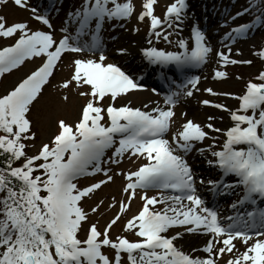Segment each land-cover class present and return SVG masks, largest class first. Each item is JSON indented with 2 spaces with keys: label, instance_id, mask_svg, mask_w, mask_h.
Wrapping results in <instances>:
<instances>
[{
  "label": "snow or ice",
  "instance_id": "6c2138e0",
  "mask_svg": "<svg viewBox=\"0 0 264 264\" xmlns=\"http://www.w3.org/2000/svg\"><path fill=\"white\" fill-rule=\"evenodd\" d=\"M26 2L14 0L21 8ZM154 2L143 0L137 19L142 21L147 17L150 36L156 41L163 37L167 43H174L176 50L152 46L149 39L148 46L140 49L141 58L153 69L164 72L174 66L185 75L175 90L164 94L163 107L157 105L149 110L132 107L130 102L116 106L118 98L144 85L115 62L105 63L103 26L114 19H130L135 12L131 0H81L79 6L66 12L59 37L53 35L56 29L49 16L38 13L35 8L31 9L33 18L49 31L32 30L27 22L7 25L0 17V37L15 36L14 43L0 48V73L16 69L32 58L42 61L10 90L0 94V157H4L0 160V264H122L123 256L127 264H218L224 255L229 257L224 264H264V70L255 78L258 82H246L242 94H223L237 99L238 108L228 109L209 100L200 102L228 111L231 126L223 130L216 128L213 116L203 126L185 119L179 130L172 131L170 139L166 138L176 122L175 105L181 97H191L194 91H199L200 77L188 73L210 60L212 48L196 21L190 27L189 38L179 37L174 42L169 39L178 35L190 18L187 0L169 3L163 20L154 14ZM55 3L56 0H51L46 11L50 12ZM262 5L264 0H249L246 7L233 15L232 19L238 18L253 9L260 13L252 22L234 26L224 34L221 39L228 40L224 45L227 51L215 52L218 64H251L250 60L230 59V44L247 36L254 24L264 22ZM69 26L73 32L68 31ZM116 27L112 24L113 30ZM84 36H90V42H82ZM85 51L93 53V57L79 56ZM127 53V48L116 49L117 55ZM62 54L70 56L72 71L59 87L73 88L88 99L81 106L74 125L58 121V131L50 141L42 143L35 154L28 155L25 142L35 139L29 113L51 82ZM253 55L264 60V47ZM213 74L214 78L227 75L216 69ZM80 88L86 91H79ZM204 91L217 95L211 88ZM153 92L159 94L155 88ZM63 99L68 97L65 95ZM106 99L111 101L107 105L103 103ZM105 115L107 124L103 123ZM205 128L223 132L225 138L219 148L215 139L209 146L196 148L197 143L208 137ZM109 149L114 151L104 160ZM194 149L201 156L210 153L213 159H206V165L215 168L219 178L209 179L205 185L204 179L196 176L186 159ZM125 154L146 161L135 171L124 174L127 183L123 191L129 201L136 189L145 190L141 195L142 207L123 226L138 237L131 241L124 236L115 239L110 236V229L129 205L121 203L120 211L103 231L95 223H89L88 212L81 206L83 198L112 180L102 165L116 164L119 162L116 158ZM100 172L106 180L85 187L75 183L79 177ZM229 176L235 179L228 180ZM197 183L206 186L216 201L215 207L206 206L197 191ZM148 189L159 191L155 196H148ZM233 194L237 198L228 205L232 214L221 216L220 197ZM158 204L163 207L156 209ZM96 211L97 207L91 208L93 214ZM176 226H181L182 231L166 235ZM81 229L85 231L83 239L79 238ZM185 234L209 237L202 247L192 249V252L202 251L205 256L190 255L177 246L176 241ZM253 236L257 237L254 241ZM235 240L245 245L243 252H236ZM104 247L113 250L111 258L103 253Z\"/></svg>",
  "mask_w": 264,
  "mask_h": 264
},
{
  "label": "rangeland",
  "instance_id": "374dc122",
  "mask_svg": "<svg viewBox=\"0 0 264 264\" xmlns=\"http://www.w3.org/2000/svg\"><path fill=\"white\" fill-rule=\"evenodd\" d=\"M38 0H27L26 6L21 8L14 3V0H0V17L4 18V21L7 25H11L15 22H27V25L32 30H44L49 31L46 26L40 24L37 20L33 18V12L31 9L35 8V4ZM206 0H187L188 2V13L190 18L187 19L183 24L182 31L178 35H172L169 37L171 41L177 40L179 37L189 38L190 27L193 24V21H196L192 17L194 12L193 5L198 2L201 3L199 8L201 9ZM209 4L205 6H212V16H216L214 23L207 22V29H205L206 38L209 45L212 48V57L210 60L200 69L197 73L193 75H198L199 80V91H194L193 96L191 97H181L180 102L175 105L174 110L176 113V122L172 126V130L167 134L166 138L171 137L172 131H178L180 125L184 122L185 119H192L195 123L200 125L207 124L208 117H215L212 123L216 128L226 129L231 126L232 122L229 118V112L217 109L211 105H203L200 102L203 100L212 101L213 104L219 103L226 106L228 109L238 108L239 101L232 96L223 95L224 93L232 94H242L244 86L247 81L255 80L258 73L261 70H264V60H262L258 55H253L255 51L260 49L263 40L262 29L254 24L253 27L249 30L247 36L238 38L234 40L231 44V54L230 59H235L237 61L250 60L251 64L245 63H228L225 65L218 64L217 58L215 57L216 51H227V48L224 47L225 44H228L227 39H221L224 37L225 33H229L230 30L237 25L251 22L247 20L246 16L243 15L238 18L232 19L233 15L239 11L241 8L240 0H207ZM118 2H125V0H118ZM135 6V12L130 19H121L119 21L113 20L111 24L105 23L103 26L102 39L103 44L106 47V60L105 63L115 62L123 70L128 72L129 75L136 78V76L143 70L146 66L142 68V54L140 49L142 47L148 46V40H152V46L166 49V50H176L175 44L167 43L163 37L159 41H156L155 37H151L149 33V20L146 17L145 19L138 20L137 15L142 10L141 5L143 0H131ZM173 2V0H155L154 2V14L160 17L163 20L164 11L166 6ZM81 0H59L56 8H59V13H56V10L52 12V26L56 31L53 33L54 36L59 37L62 33L59 29L63 26V21L65 14L69 9H74L79 6ZM111 6V5H109ZM38 12V11H37ZM112 24H116L117 27L113 30ZM198 24H200L198 22ZM119 25H123L122 27ZM135 29V31L133 30ZM69 32H73V27L69 26ZM166 31H171V29H166ZM115 37V39H113ZM15 36L12 38L0 37V48L9 46L14 43ZM90 36H84L83 41L90 42ZM142 46L140 47V44ZM133 47L132 52L129 51V47ZM191 46V41L189 40V47ZM119 47H124L128 49L127 55H117L116 49ZM237 49H239L240 54L237 55ZM63 55V54H62ZM93 53L85 51L79 54L82 58H92ZM99 53H96L95 56L98 57ZM131 58L141 59L138 61L131 62ZM70 56L63 55L62 61H58V67L55 70L54 76L51 77V82L44 87L42 95L39 96V99L35 101L32 105L31 112L29 113V119L32 121V131L35 133V139L26 141L25 143L28 147L25 149L28 155L35 154L42 143H48L57 130V122L64 120L68 124L74 125L79 118V113L81 106L86 102L88 97H81L78 94V91L70 88L68 90L61 89L59 84L70 76L72 67L69 64ZM40 58H32L25 61L22 65L18 66L16 69H13L6 73H1L0 78V94H4L7 90H10L20 79L27 73L32 70H35L36 67L41 63ZM220 70L226 72V77L224 78H214L213 70ZM139 77V75H138ZM239 77V79L237 78ZM206 88H211L213 92L217 95H211L204 91ZM79 91H86L84 88H80ZM67 96L68 99L64 100L63 97ZM163 98L161 93L156 95L154 92L149 90H131L128 94H125L117 99L115 102L116 106L122 104H128L130 106L139 107L142 110H149L152 107L157 105H163ZM111 102L109 99L104 100V104L107 105ZM147 105V109H145ZM182 113H186V117L182 116ZM103 123L107 124V118ZM208 133V137L204 139L202 143H197L196 148L206 147L213 143V139L216 142V148H219L224 140L223 132H215L204 129ZM213 148L212 150H216ZM114 149H109L106 151L104 160L112 155ZM119 162L116 164H103L102 167L108 169L107 175L112 176V180L103 184L98 190L91 194L87 198H83L81 206L86 212H88L89 223H95L98 230L103 231L107 223L120 211V204L124 203L129 205L124 212L120 214V219L117 223L110 229L111 238L115 239L118 236H124L127 239L136 240L135 233L133 231H126L124 229V224L127 219L131 218L133 215H136L140 208L143 205L141 200V195L144 194L145 190L136 189L133 198L129 201L127 199V194L123 191L127 180L125 178V173L130 171H135L141 163L144 161L141 158L135 156H129L125 154L123 157L116 158ZM187 161L194 166L200 167L197 168L194 173L196 175H205L208 176L207 182L209 179H213L211 176L215 172V168H210L206 165V159H213L209 152H205L203 156L196 154L195 149L188 154L186 157ZM192 161V162H191ZM202 167V169H201ZM212 170V171H211ZM120 173V174H117ZM80 178V177H79ZM77 179L78 187H85L91 183H95L99 180H106V176L103 172L96 173L91 176H85L84 178ZM159 190L158 189H148L146 194L148 196H155ZM200 192V191H199ZM198 192V193H199ZM239 193V190H237ZM170 194V193H167ZM201 197L207 202V195L199 193ZM237 196V195H236ZM235 200L233 196L230 199V202ZM109 205H112L109 207ZM92 207H97L96 213L91 212ZM151 207V206H150ZM162 204L155 206L156 209L162 208ZM222 216V215H221ZM85 228L87 225L84 226ZM177 231H182L181 226L172 227L166 235L171 236ZM195 236V241H189L184 246V243L181 241L187 236ZM85 237L84 229H81L79 232V238L83 239ZM209 237L203 234H185L182 239L176 241L177 246L182 247V250L186 253H189L193 256H199L202 251L192 252L193 248L199 249L202 247ZM257 237L253 236V241ZM222 239V237H221ZM198 246H193V245ZM235 250L236 252H243L245 250V245L240 240H235ZM185 248H184V247ZM103 253L109 256L110 258L114 255L112 249L104 247L102 249ZM229 257L224 255L222 259L218 261V264H224L225 260ZM122 264H127L126 256L122 257Z\"/></svg>",
  "mask_w": 264,
  "mask_h": 264
},
{
  "label": "bare ground",
  "instance_id": "6f19581e",
  "mask_svg": "<svg viewBox=\"0 0 264 264\" xmlns=\"http://www.w3.org/2000/svg\"><path fill=\"white\" fill-rule=\"evenodd\" d=\"M142 46V43L140 44V47ZM134 50V48L131 46V47H129V51L130 52H132ZM141 59H136V60H134V58H131V62H133V61H140ZM144 63V62H143ZM147 68H150V66L149 67H147ZM233 196V195H232ZM228 196H222V197H220V199H219V201L218 202H221V204L223 203V201H225L226 200V198H227ZM195 239H196V237L195 236H187L186 238H184V239H182L181 241L184 243V246L186 245V243H189V241H195ZM178 243H179V240H178ZM179 244H181V243H179ZM183 246V247H184ZM193 246H198L197 244L196 245H193ZM185 248V247H184ZM199 256H201V257H203V256H205L203 253L201 254L200 253V255Z\"/></svg>",
  "mask_w": 264,
  "mask_h": 264
},
{
  "label": "trees",
  "instance_id": "16d2710c",
  "mask_svg": "<svg viewBox=\"0 0 264 264\" xmlns=\"http://www.w3.org/2000/svg\"><path fill=\"white\" fill-rule=\"evenodd\" d=\"M244 2H245V6H247L248 3H249V0H244ZM261 7H264V5H262ZM258 15H260V13L258 11H256L255 9H253L252 12H250L249 14H247V16H248V18L250 20H254ZM259 24L261 26H263V28H264V22H260ZM3 159H4V157H0V160H3ZM18 163H20V162H17V164ZM14 166H16V165H14Z\"/></svg>",
  "mask_w": 264,
  "mask_h": 264
}]
</instances>
